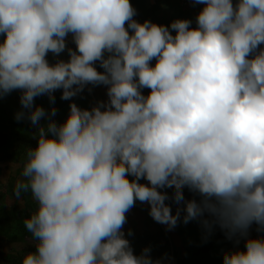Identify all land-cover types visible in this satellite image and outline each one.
<instances>
[{
	"label": "clouds",
	"instance_id": "9594fccd",
	"mask_svg": "<svg viewBox=\"0 0 264 264\" xmlns=\"http://www.w3.org/2000/svg\"><path fill=\"white\" fill-rule=\"evenodd\" d=\"M192 3L195 26H165L130 0H0V98L19 91L15 118L35 127L13 188L35 204L21 264H162L126 238L137 201L167 230L196 220L242 238L222 264H264V235L249 236L264 233V0ZM101 85L107 100L54 119L56 90Z\"/></svg>",
	"mask_w": 264,
	"mask_h": 264
},
{
	"label": "rangeland",
	"instance_id": "374dc122",
	"mask_svg": "<svg viewBox=\"0 0 264 264\" xmlns=\"http://www.w3.org/2000/svg\"><path fill=\"white\" fill-rule=\"evenodd\" d=\"M202 5L193 4L192 0H140L135 5L138 22L145 19L152 22H165L167 26L174 19H189L193 22ZM195 26V24L193 25ZM68 46L75 49V45L68 38ZM61 59H67V52L61 53ZM50 63H54V58L49 55ZM154 63V61H153ZM98 71H103L97 67ZM91 88V91H88ZM84 92L73 97L71 100L57 111L56 121L63 122L69 111V103L74 102L81 108H90L98 100H107L105 86H88ZM56 90L55 92H61ZM147 95L148 89H144ZM34 104L36 105L35 101ZM22 165L19 160H1L0 161V208L12 207L15 205L18 209L23 208L24 200L27 199L34 204L30 195L24 194L17 198L13 194L15 182L21 179ZM169 196L172 195V189H165ZM185 199H198L194 193L187 188L183 190ZM175 212L176 205L171 200L167 201ZM127 222L124 225L126 238L129 239L135 254H139L144 247H150L153 259H161L162 264H222V253L232 250L226 247L222 241L214 237L213 229L207 233L199 221H191L187 224L178 223L173 230H167L165 225L155 222L148 213V205L136 202L135 206L126 214ZM257 226L253 224L249 229V236L257 238L264 233L256 231ZM131 229L132 235L128 236V230ZM35 241L33 238L27 240L22 246H16L0 240V256H4L13 250L30 252L35 250ZM0 264H3L0 262Z\"/></svg>",
	"mask_w": 264,
	"mask_h": 264
},
{
	"label": "trees",
	"instance_id": "16d2710c",
	"mask_svg": "<svg viewBox=\"0 0 264 264\" xmlns=\"http://www.w3.org/2000/svg\"><path fill=\"white\" fill-rule=\"evenodd\" d=\"M140 0H130L133 7L138 4ZM235 3V0H234ZM135 18V17H134ZM136 19V18H135ZM157 24H165V22H154ZM195 21L193 22V25ZM3 40V35L0 34V42ZM98 67V64H97ZM21 93L19 91H13L10 94L0 98V161L1 160H19L23 165V153L26 147H35L36 140L33 138L35 127L30 124L27 119L17 120L15 118L16 113L21 111V104L19 101ZM55 102L54 107L56 109V120L58 108L66 104L68 100H62L61 92H54ZM36 105L43 106L45 110L50 107L48 97L39 96L35 98ZM26 111V110H25ZM44 123V121H42ZM30 201L25 199L23 208L18 209L15 205L12 207L0 208V240L22 246L27 243V240L32 238L31 234L27 232L24 227V219L35 209V204L29 203ZM214 237L223 242V244L230 248H239L244 250V240L241 238L237 245L234 240H229L225 237L224 232L219 226L213 227ZM31 251H35L31 249ZM25 255L24 251L13 250L4 256H0V262L3 264H21L22 258Z\"/></svg>",
	"mask_w": 264,
	"mask_h": 264
},
{
	"label": "built area",
	"instance_id": "2783aa9c",
	"mask_svg": "<svg viewBox=\"0 0 264 264\" xmlns=\"http://www.w3.org/2000/svg\"><path fill=\"white\" fill-rule=\"evenodd\" d=\"M141 182H143V183H147V181H141Z\"/></svg>",
	"mask_w": 264,
	"mask_h": 264
}]
</instances>
